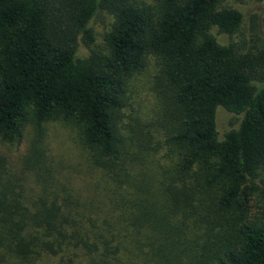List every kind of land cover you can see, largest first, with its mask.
Masks as SVG:
<instances>
[{"label":"trees","instance_id":"trees-1","mask_svg":"<svg viewBox=\"0 0 264 264\" xmlns=\"http://www.w3.org/2000/svg\"><path fill=\"white\" fill-rule=\"evenodd\" d=\"M252 2L0 0V143L77 127L111 219L78 213L64 187L32 209L0 193V264H264L251 204L264 200V0ZM141 75L157 111L144 123L131 114Z\"/></svg>","mask_w":264,"mask_h":264},{"label":"rangeland","instance_id":"rangeland-1","mask_svg":"<svg viewBox=\"0 0 264 264\" xmlns=\"http://www.w3.org/2000/svg\"><path fill=\"white\" fill-rule=\"evenodd\" d=\"M150 1L140 0V2L146 4H149ZM225 2L236 3L245 12L256 8L252 0H225ZM91 27L99 38L102 31L100 19H94ZM210 34L215 40L227 41V38L217 34L214 30ZM148 70L151 72L152 69L147 68V73H149ZM136 81H138L136 84L137 89L136 94L133 96L137 108L133 109L131 114L144 123L153 114L156 115L157 111L154 109L155 101L148 89L149 84L144 81V76H138ZM220 110L217 109V111ZM229 118L230 116L225 112L218 114V128L220 130L226 129ZM157 140L158 136L153 135L152 147ZM161 153L158 150L155 157L159 158ZM34 162H37L35 164L43 168L44 171L41 170L47 176L48 186H43L36 180V169L30 166ZM147 165L150 166L145 163L144 172L146 175L151 176L152 173L149 170L147 171ZM88 167L89 161L79 143L78 129L74 125L49 121L42 125L39 130L34 129L32 126H26L17 142L12 144L0 143V193L9 198H16L14 193H20L22 199L16 198V200L25 208L32 209V203L36 202L35 199H44V197H47L48 200L52 199L51 196L63 194L61 189L64 187L66 192L70 193L76 200L74 201L78 213L85 216L87 213L92 215L94 209L102 211L104 214L99 220L107 225L111 222L110 217L108 219L105 214L110 210L109 205L105 207V198L110 197L108 180L99 174L95 168L90 173ZM88 175L94 182L89 189L91 191L94 188L96 189L95 192L87 191L85 186L87 187L88 184L86 185V183L85 186H79V180H87ZM147 183L151 186L150 182ZM254 183L258 188L264 189V171H258ZM88 198H90V201ZM251 204L252 211H256L264 207V200L255 198Z\"/></svg>","mask_w":264,"mask_h":264}]
</instances>
